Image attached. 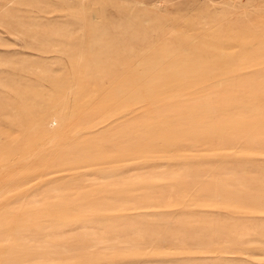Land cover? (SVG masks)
I'll return each instance as SVG.
<instances>
[{
    "label": "rangeland",
    "instance_id": "374dc122",
    "mask_svg": "<svg viewBox=\"0 0 264 264\" xmlns=\"http://www.w3.org/2000/svg\"><path fill=\"white\" fill-rule=\"evenodd\" d=\"M0 264H264V0H0Z\"/></svg>",
    "mask_w": 264,
    "mask_h": 264
}]
</instances>
